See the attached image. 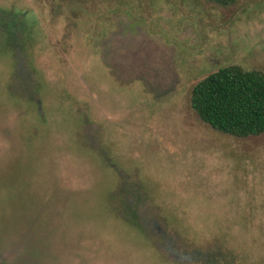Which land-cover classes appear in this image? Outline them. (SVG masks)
Segmentation results:
<instances>
[{"label": "rangeland", "instance_id": "374dc122", "mask_svg": "<svg viewBox=\"0 0 264 264\" xmlns=\"http://www.w3.org/2000/svg\"><path fill=\"white\" fill-rule=\"evenodd\" d=\"M264 73V0H0V264H264V135L191 91Z\"/></svg>", "mask_w": 264, "mask_h": 264}, {"label": "trees", "instance_id": "16d2710c", "mask_svg": "<svg viewBox=\"0 0 264 264\" xmlns=\"http://www.w3.org/2000/svg\"><path fill=\"white\" fill-rule=\"evenodd\" d=\"M229 7L239 0H205ZM190 105L213 130L238 139L264 135V73L232 65L210 74L191 91Z\"/></svg>", "mask_w": 264, "mask_h": 264}]
</instances>
